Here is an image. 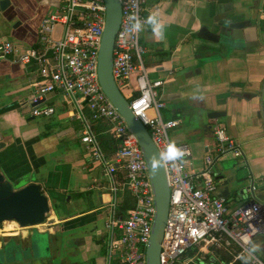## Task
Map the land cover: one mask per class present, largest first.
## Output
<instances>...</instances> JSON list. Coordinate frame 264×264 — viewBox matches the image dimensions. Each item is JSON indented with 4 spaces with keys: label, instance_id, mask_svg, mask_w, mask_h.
I'll list each match as a JSON object with an SVG mask.
<instances>
[{
    "label": "crops",
    "instance_id": "0c3cea01",
    "mask_svg": "<svg viewBox=\"0 0 264 264\" xmlns=\"http://www.w3.org/2000/svg\"><path fill=\"white\" fill-rule=\"evenodd\" d=\"M14 1L24 4L23 16L30 19H33L29 17L33 15L32 11H38L42 2ZM145 9L148 15H158L165 25V36L161 40L149 25L144 27L140 35V41L146 48L144 64L151 79L164 80L161 89V98L166 103L162 110L163 118L181 119V124L172 129V141L191 144L193 155L189 169L201 170L205 155L215 150L213 125L218 122L240 143L243 155L235 157L240 159L249 182L247 186L230 185L231 178L226 179L218 172L217 193L228 198L231 206L248 203L254 199L248 191L250 180L254 178L256 197L264 199V0H233L230 3L217 0H146ZM247 19L258 27L246 29L245 39L235 41L231 47H225L231 40L215 44L197 35L204 24L221 21L228 26L232 21ZM22 26L24 30L13 31V34L24 36L37 27L27 23ZM231 35L229 32L228 38ZM246 42H250L248 47H245ZM33 69L1 60L0 79L13 82L27 78L32 83L37 77V73L30 76ZM194 96H202L203 99H194ZM57 101H60L57 97L52 99L56 112L48 116L56 114L57 123H60L56 129L50 126L42 130L37 125L24 129L25 120L18 109L0 111V142L6 143L0 151V166L17 187L39 183L44 192L54 193L53 203L57 207L59 203L72 205L83 199L87 208L64 216L54 212L51 220L43 223L46 226L43 229L37 228L43 224L36 225L34 229L33 226L11 231L2 229L1 242L14 238L23 246L16 251L26 248L30 256L22 255L0 264L107 263L106 222L111 203L110 184L103 166L93 160L85 148L74 146L75 143L81 144L82 121L69 118V108ZM7 105L0 103V110ZM211 111H225L226 115L210 119L208 114ZM96 128L99 136L106 135L103 124L98 123ZM104 138L105 141L101 140L103 146L109 145V140ZM110 146L113 148L111 142ZM105 149L113 158L115 151ZM123 172L120 169V180ZM60 232L65 234L63 238L58 237ZM37 235L46 237L43 246L47 245L48 255L41 253L40 257L34 252L32 243Z\"/></svg>",
    "mask_w": 264,
    "mask_h": 264
},
{
    "label": "built area",
    "instance_id": "2783aa9c",
    "mask_svg": "<svg viewBox=\"0 0 264 264\" xmlns=\"http://www.w3.org/2000/svg\"><path fill=\"white\" fill-rule=\"evenodd\" d=\"M122 18L113 50V75L129 93L135 115L149 130L160 153L173 142L171 129L181 119H165L161 98L163 79H151L144 64L145 46L141 32L135 33L130 17L144 27L149 15L146 0H120ZM38 30V46H27L0 38V61L10 60L38 71L28 101L33 117L56 112L52 99L57 97L69 110L67 116L82 121L81 142L90 157L100 163L110 184L111 203L106 222L107 263L118 257L122 264H147L149 242L156 206L148 164L135 133L110 102L98 80V54L106 21L105 0H60L51 6ZM134 78V81L132 79ZM122 91V89H121ZM106 120L117 139L113 158L104 148L96 125ZM218 143L204 157L203 168L189 169L193 155L189 142L177 143L186 150L184 160L165 163L170 187V208L161 243V264H264L252 251L255 239L264 236V199L256 196V186L248 189L254 199L231 206L228 198L217 193L212 167L220 155L234 151L243 155L240 143L226 127L215 122ZM123 169V179L119 171ZM190 170V171H189ZM126 188L133 206L122 211ZM221 253L218 257L216 253ZM228 259V260H226Z\"/></svg>",
    "mask_w": 264,
    "mask_h": 264
},
{
    "label": "water",
    "instance_id": "95a60500",
    "mask_svg": "<svg viewBox=\"0 0 264 264\" xmlns=\"http://www.w3.org/2000/svg\"><path fill=\"white\" fill-rule=\"evenodd\" d=\"M107 5L106 21L101 38L99 54H98V80L99 83L109 98L110 102L119 111L130 129L135 133L138 138L139 144L143 150L149 170V176L153 186L156 212L152 225V233L149 242L146 246V261L147 264H161L160 252L161 243L163 239L165 225L168 219L170 208V187L167 178L165 165L160 168L159 172L152 171V158L159 156L160 151L155 144L149 130L143 122L135 115L129 100L119 88L114 75H113V50L115 45V38L119 29L122 18V7L120 0H105ZM60 0L55 3L40 2L39 7L44 6L40 22L37 24L36 29L29 31L24 36L14 37L20 40H26L32 46L38 40V30L40 23L48 8L51 6H58ZM219 3H230L233 0H217ZM24 4L17 3L14 0H1V10L8 16L7 19L13 21L18 18L14 28H19L24 23L30 24L31 19L23 16ZM43 5V6H42ZM32 11L31 16L34 17L39 12ZM23 12V13H22ZM257 18V17H256ZM30 20V21H29ZM257 22V21H256ZM256 26L251 19L232 21L228 26L223 22L217 21L211 24H204L200 27L197 35L203 40L215 43L224 44L223 42L231 40L225 47H231L235 41L245 39V30L254 28ZM258 27V26H256ZM232 35L228 38V33ZM15 33V32H14ZM226 39L223 41V38ZM250 42L245 43L248 47ZM16 103H9L4 109L0 111H7L10 109H19L24 102V99H17ZM16 104V106H15ZM16 107V108H15ZM226 115L225 111H211L208 114L210 119H217ZM32 119V118H31ZM6 146L5 142H0V151ZM251 173V172H250ZM251 184H254V178H251ZM4 170L0 166V230L5 221H16L21 227L36 226L45 223L49 220L58 208L53 203L55 195L51 191L44 192L39 183H30L28 185L17 187L14 185ZM37 232V230H34ZM35 237V236H34ZM34 242V241H33ZM10 247L6 245L0 252L7 251ZM2 263V260L0 259ZM211 263H216L215 257L210 258Z\"/></svg>",
    "mask_w": 264,
    "mask_h": 264
},
{
    "label": "rangeland",
    "instance_id": "374dc122",
    "mask_svg": "<svg viewBox=\"0 0 264 264\" xmlns=\"http://www.w3.org/2000/svg\"><path fill=\"white\" fill-rule=\"evenodd\" d=\"M1 1V0H0ZM53 7H49L48 10L52 9ZM8 13L7 15L1 10V6H0V38H11L19 43H23L26 44L27 46H29L30 44L26 41V40H20L17 37H14L13 31H15V33H18L22 30H24V26L20 25L19 28H14V25L16 23V21L18 20V18L16 20L10 21L7 19ZM226 39V37L223 38V41ZM144 58H146V54H143V60ZM35 73L38 74V71L36 68H34L33 70L30 71V76L34 75ZM36 74V76H37ZM120 89H122L123 94L126 96V98L129 100L130 96L129 93L123 88L120 87ZM32 94V83L29 79H20L17 81H13V82H8L6 79L2 80L0 79V103L2 104H9V103H16L15 99L20 97L21 99H24V101H28L30 96ZM15 100V101H14ZM60 102V101H57ZM18 111L20 112V115L24 118L25 122L23 124L22 128H32L34 126H39L42 127V130H44L47 127H53L55 128V126L59 125L60 123L56 118V114L54 115L55 118L53 117H47V116H39V117H34L31 119L32 114H31V109L30 106L28 105V103H23L21 105V107L18 109ZM100 124H103L105 126L106 135L105 137L110 140L112 146L114 149H116L117 146V139L115 138L113 132L110 129L111 125L109 124L108 121L106 120H101ZM56 129V128H55ZM47 132V129L45 130ZM96 131L99 133V130L96 128ZM172 129L169 131V134L172 138ZM100 139H102V137L100 136ZM214 140L216 141V143H218L217 138L215 137ZM82 144V145H81ZM80 143H75L74 146L76 147H80V149L85 148L84 144L81 142ZM70 148V146L68 145V149ZM214 158H216L218 156V153L216 152V150H214L213 152ZM220 159H218L213 167H212V174L215 177L216 182L220 179L216 178V174L218 172H221L223 174V176L228 179H230V185H248L249 179H248V174L245 170V168L243 167V165L241 164V161L239 158L235 157L234 151H228L222 155H220L219 157ZM3 170V169H2ZM248 170V169H247ZM101 180V179H100ZM108 182V181H107ZM16 186V183H13ZM124 195L125 198H129L130 197V192L129 190L126 188V190L124 191ZM245 200L247 201V197L245 198ZM58 213L61 214V216L64 215H69L71 213H75L78 211H81L83 209L87 208V203L81 199L76 201L75 203H73L72 205H64V204H58ZM106 216V215H105ZM104 218V217H103ZM103 218H100V220H103ZM51 220V218H50ZM48 223V221H46ZM102 223V221H101ZM6 227V223L2 225V229H5ZM20 228H22L21 226H19ZM36 226H33L32 228L34 229ZM44 228L46 227L45 225H39L37 226V228ZM27 228V227H26ZM30 228V229H32ZM0 230V232H1ZM30 231H34V230H30ZM99 234V233H98ZM65 234L63 232H60L59 236H61V238H63ZM98 236V235H97ZM46 241V237L43 236H36L34 238V242L32 243V248L34 250V252L36 253L37 256H42L41 253H43L44 255H48L49 250L47 249V245L46 247L43 246V243H45ZM49 242V240H48ZM46 244V243H45ZM253 245H255L257 247V250L255 251V253L257 255H259L263 260H264V236L260 235L258 236ZM252 245V247H253ZM221 253H216L218 260L219 257L221 256ZM30 256L29 251H27L26 249L23 251H16L13 250V248H9L7 251H2L0 252V259L2 260V263H6L7 261H11L12 259H15L16 257L19 258L20 256ZM228 260V259H226ZM220 261V260H219ZM219 261H217L216 263H211V264H219ZM57 261H54V264H56ZM113 263L116 264H122L120 261V258L118 257H114L113 258Z\"/></svg>",
    "mask_w": 264,
    "mask_h": 264
},
{
    "label": "clouds",
    "instance_id": "9594fccd",
    "mask_svg": "<svg viewBox=\"0 0 264 264\" xmlns=\"http://www.w3.org/2000/svg\"><path fill=\"white\" fill-rule=\"evenodd\" d=\"M130 19L135 21V23L132 25L133 32L139 33L144 30V24H142L138 18L130 17ZM145 23L151 27V30L155 36L161 40L164 39L165 25L160 21L156 13L150 14ZM193 98L203 99L202 96H194ZM185 155V149L178 147L175 142H169L164 152H161L158 157L154 156L152 158V171L154 173L159 172L160 168L163 167L166 162L173 163L176 161H182L184 160ZM256 250L257 247L253 245L252 251L255 252Z\"/></svg>",
    "mask_w": 264,
    "mask_h": 264
},
{
    "label": "flooded vegetation",
    "instance_id": "af4514ba",
    "mask_svg": "<svg viewBox=\"0 0 264 264\" xmlns=\"http://www.w3.org/2000/svg\"><path fill=\"white\" fill-rule=\"evenodd\" d=\"M43 9L44 8H40L38 14H36L34 17H32L33 19H31L30 24H33L34 26L38 24L42 14H43L42 13ZM6 245H8L10 248H13V250H16L17 248L23 247L20 243H17L14 238H8L6 241H3V242H1V238H0V249L4 250V247Z\"/></svg>",
    "mask_w": 264,
    "mask_h": 264
},
{
    "label": "trees",
    "instance_id": "16d2710c",
    "mask_svg": "<svg viewBox=\"0 0 264 264\" xmlns=\"http://www.w3.org/2000/svg\"><path fill=\"white\" fill-rule=\"evenodd\" d=\"M37 42H38V40L32 45V46H35V47H37L38 46V44H37ZM105 129V128H104ZM105 137V136H104ZM103 136H102V139L101 140H103V141H105V138H104ZM102 141V142H103ZM108 144L109 145H106V146H104L105 148H108L109 150H112L113 149V151H115L116 149H114V148H111V146H110V140L108 141ZM105 145V144H104ZM133 206V200L129 197V198H125V200H124V202L122 203V205H121V209H122V211H126L127 209H130L131 207ZM57 207V206H56Z\"/></svg>",
    "mask_w": 264,
    "mask_h": 264
},
{
    "label": "bare ground",
    "instance_id": "6f19581e",
    "mask_svg": "<svg viewBox=\"0 0 264 264\" xmlns=\"http://www.w3.org/2000/svg\"><path fill=\"white\" fill-rule=\"evenodd\" d=\"M6 223L5 231H11L13 229L19 228V224L16 221H5L4 224ZM44 225V224H43ZM43 229V228H42Z\"/></svg>",
    "mask_w": 264,
    "mask_h": 264
}]
</instances>
